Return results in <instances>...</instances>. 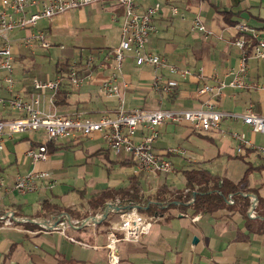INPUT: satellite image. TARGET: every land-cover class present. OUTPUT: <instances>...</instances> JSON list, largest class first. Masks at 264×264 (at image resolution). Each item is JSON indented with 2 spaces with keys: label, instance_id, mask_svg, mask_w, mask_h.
<instances>
[{
  "label": "crops",
  "instance_id": "crops-1",
  "mask_svg": "<svg viewBox=\"0 0 264 264\" xmlns=\"http://www.w3.org/2000/svg\"><path fill=\"white\" fill-rule=\"evenodd\" d=\"M156 2L162 9L152 17L155 31L148 36L145 51L163 55L189 73L182 77L162 72L177 85L169 93L155 91L152 68L136 65L128 54L118 76L124 109H193L210 99L217 109L252 110L264 116V59L252 57L254 39L235 28L245 22L264 35V0H140L137 7L144 11ZM172 6L178 10L175 15ZM197 14L211 30L207 39L190 30V20ZM123 16L124 7L114 0H92L42 19L30 29L11 31L12 92L26 98L35 92L33 78L61 75L58 89L44 95L43 111L58 116L79 112L91 119L112 116L118 97L102 94L98 88L112 72L111 52L120 41ZM37 32L48 41L45 50L24 43ZM239 37L245 39L247 54L245 87L224 86L221 94L212 96L199 93L212 78L225 82L232 78L241 56L233 41ZM71 65L82 78L78 86L69 79ZM0 96L7 98L10 93L0 88ZM17 115L6 108L0 119ZM220 129L200 133L187 122L158 125L155 152L168 146L185 150L183 155L165 156L172 165L170 172L139 170L127 154L114 155L98 132L58 141L48 140L42 129L5 135L0 150V177L6 186L0 188V264H107L104 243L110 222L122 212H139L142 205L156 212L139 213L154 220L138 240L119 243L118 264H264V157L255 149L264 144V133L233 120L223 121ZM144 132L139 128L133 139ZM233 132L243 133L251 145L237 152ZM41 144L48 158L34 161L26 151ZM200 168L239 184V196L253 194L262 204L252 212L251 199L245 211L237 201L231 207V195H236L229 193L225 206L194 212L189 206L193 192L185 200L189 191L183 173ZM43 171L48 179L37 182L36 190L21 193L12 187L17 175ZM133 185L138 199L133 208L123 211L120 206L126 198L119 192ZM108 206L111 209L105 213ZM87 217L95 219L83 225Z\"/></svg>",
  "mask_w": 264,
  "mask_h": 264
},
{
  "label": "built area",
  "instance_id": "built-area-1",
  "mask_svg": "<svg viewBox=\"0 0 264 264\" xmlns=\"http://www.w3.org/2000/svg\"><path fill=\"white\" fill-rule=\"evenodd\" d=\"M114 1L124 7L121 38L111 52L112 72L101 83L98 90L107 96L118 97L119 105L112 116L102 115L97 119H91L79 112L68 116H58L43 111L44 95L46 92L52 94L58 89L62 80L61 75L45 80L33 78L31 83L35 92L29 93L26 98L20 93L12 92L14 86L13 54L8 34L15 29H30L42 19H49L56 14L77 9L91 3L92 0H0V88L10 93V97L7 98L0 96V112L11 108L18 114L14 118L0 119V150L3 149L4 136L15 133L42 129L48 140L58 141L98 132L114 155L121 152L127 154L139 170L170 172L172 165L165 156L183 155L185 150L179 146H168L160 152L153 150V144L158 137L157 126L164 122H187L193 130L207 133L219 131L223 121L233 120L249 126L252 132L264 133V116L252 110L237 113L217 109L216 104L210 99L204 101L202 106L193 109L169 110L135 107L125 110L118 76L121 74L123 62L128 54L132 55L136 65H149L152 68L151 88L155 91L161 90L169 93L177 85L175 79L164 77L162 72L183 77L189 71L169 63L163 55L145 51L147 38L155 31L152 17L162 9L160 2L148 6L144 11H139L137 2L140 0ZM171 11L174 15L178 13L174 6L171 7ZM235 27L240 33L249 34L254 39L251 49L252 57L264 59V35L256 33L245 22H238ZM190 30L199 33L203 39L211 35L210 28L198 14L190 20ZM24 43L29 47L36 43L43 50L48 47V41L44 39L42 32L29 35ZM233 44L241 50V56L232 78L227 82L212 78V83H204L199 93L212 96L221 94L224 86L245 87L248 73L247 54L244 51L245 39L236 38ZM69 79L75 86L82 82V78L76 76L72 65L69 67ZM139 128H143L145 132L138 140H134L133 136ZM231 136L237 141V152H241L244 146L251 145L241 132H233ZM255 149L264 157V144L256 146ZM26 154L34 161H45L48 158L45 144L39 145L36 149L28 148ZM47 179L48 174L44 171L21 174L16 176L12 187L21 193L34 191L38 188L37 182ZM5 187L4 180L0 177V188L6 189ZM227 201L232 203V199ZM109 209L111 208L109 207L108 211ZM153 220L152 217L142 216L135 209L117 215L106 231L104 247L107 252V264H118L120 260L119 243L138 240L149 230Z\"/></svg>",
  "mask_w": 264,
  "mask_h": 264
},
{
  "label": "trees",
  "instance_id": "trees-1",
  "mask_svg": "<svg viewBox=\"0 0 264 264\" xmlns=\"http://www.w3.org/2000/svg\"><path fill=\"white\" fill-rule=\"evenodd\" d=\"M183 174L186 187L189 191V193L185 195V200H187V198L190 197V193L193 192V201L189 206L193 208L194 212L212 211L225 206V199L229 193L236 195L235 197H232L231 195V198L234 200L231 207H233L237 201L239 206L245 211L246 207L249 205V196H243L242 194L241 196L238 195L240 191L239 184H233L228 180L221 179L218 175L212 174L208 170L202 168L186 170ZM119 194L120 197L126 198L124 205L120 206L123 211L135 206V202L138 199L137 187L135 185L131 186L129 190L120 191ZM104 195H107V193ZM257 204H262L260 199H258ZM184 207L186 206L183 204L182 208ZM151 208L152 207L149 205L147 207L142 205L139 207V212H148ZM154 212L156 211L153 209L148 213ZM262 216L264 217V212L262 213Z\"/></svg>",
  "mask_w": 264,
  "mask_h": 264
},
{
  "label": "water",
  "instance_id": "water-1",
  "mask_svg": "<svg viewBox=\"0 0 264 264\" xmlns=\"http://www.w3.org/2000/svg\"><path fill=\"white\" fill-rule=\"evenodd\" d=\"M246 195L249 196L250 199H251L250 207H249V212H252L254 210L256 204H257V198L253 194H246ZM108 208L105 210V213L108 212ZM10 216L12 217V214ZM92 217H94V216H92ZM12 218L15 219L14 217H12ZM101 218H102V216H101ZM90 219L94 220L95 218H88V217L85 218L84 221H83V225H84V223H90V222H92Z\"/></svg>",
  "mask_w": 264,
  "mask_h": 264
},
{
  "label": "rangeland",
  "instance_id": "rangeland-1",
  "mask_svg": "<svg viewBox=\"0 0 264 264\" xmlns=\"http://www.w3.org/2000/svg\"><path fill=\"white\" fill-rule=\"evenodd\" d=\"M237 24H235V26H236ZM236 28V27H235ZM45 59H47V57H45ZM195 131V130H194ZM197 132V131H196ZM9 215V214H8ZM10 216V215H9Z\"/></svg>",
  "mask_w": 264,
  "mask_h": 264
}]
</instances>
